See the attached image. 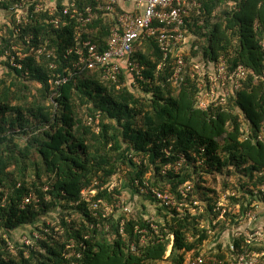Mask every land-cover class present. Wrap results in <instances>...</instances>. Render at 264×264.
Returning a JSON list of instances; mask_svg holds the SVG:
<instances>
[{
  "label": "trees",
  "instance_id": "trees-1",
  "mask_svg": "<svg viewBox=\"0 0 264 264\" xmlns=\"http://www.w3.org/2000/svg\"><path fill=\"white\" fill-rule=\"evenodd\" d=\"M201 1L186 25L191 43L179 83L169 80L177 68L175 52L159 69L164 55L155 39L143 40L135 52L145 66L137 89L123 85L125 74L119 86L100 69L74 70L77 57L66 55L70 48L91 41L105 50L117 25L107 13L96 11L80 29L65 17L67 25L56 28L43 12L20 25L18 36L13 26L0 36V57L12 43L27 53L22 69L2 62L7 69L0 78V264H186L200 255L228 264L247 249L244 236L232 239L226 251L219 245L209 252L204 244L222 223L221 195L209 178L235 177V190L244 193L230 198L245 201L239 214L223 216L228 225L252 208L253 194L264 184V142L257 140L264 129V0ZM14 2L0 6L9 10ZM76 2L79 8L95 5ZM26 37H33L30 44ZM43 46L57 58L38 61L30 50ZM221 58L230 73L243 66L247 75L226 104L200 110L193 61L217 65ZM54 75L68 81L50 83ZM119 173L124 185L112 187ZM145 184L176 203L159 206L157 230L145 212L126 214L117 207V196L127 192L159 203L142 192ZM84 190L96 193L86 200ZM104 203L114 213L106 214ZM17 230L23 236L38 233L33 248L15 239Z\"/></svg>",
  "mask_w": 264,
  "mask_h": 264
},
{
  "label": "built area",
  "instance_id": "built-area-1",
  "mask_svg": "<svg viewBox=\"0 0 264 264\" xmlns=\"http://www.w3.org/2000/svg\"><path fill=\"white\" fill-rule=\"evenodd\" d=\"M3 0H0L2 2ZM58 1V2H57ZM77 0H15L10 9L7 10L9 14H12V19L7 23L8 28L1 32L4 36L7 34L10 27H14L15 35L18 36L21 33L20 25H27L31 20L35 18L37 14L43 12H49V16L52 17L50 23L56 28L60 26H66L67 20H63L62 17L67 18L69 21L73 20L77 23L80 29L88 27L96 14V11L101 13H107L112 16H116L117 25L112 29L111 35L107 42L105 50H100L99 47L91 41L79 43L77 46L67 50L66 55L75 54L77 60L73 64V69L77 72H85L89 70L100 69L103 73V78L107 81H111L115 84H119L121 76L125 74L129 76L125 79L123 85H129L133 90L139 87V82L144 81L143 72L145 66L139 61L134 59L137 47L143 40H156L161 52L164 55V64L159 66L161 69L165 66V61L169 58L170 54L175 52L176 56V70L172 77L169 79L171 82L179 83L183 80L184 68L186 66L185 52L190 46V35L187 31L186 25L190 17L191 10L199 11L202 8L201 0H93L95 5H89L84 8L77 6ZM121 1L135 3L138 7L141 4H145L144 10L141 14L134 12L121 10V13L117 12V7ZM61 3L62 10L58 9V5ZM58 4V5H57ZM57 13H61L60 16H55ZM33 37H26L25 41L30 44ZM264 50V43L260 44ZM35 54L38 61L43 58L47 60L56 59V52L53 49H48L47 46L40 48H31L30 50ZM27 53L24 48L17 43H12L5 50L4 54L0 57V62H8L12 68L22 69L23 61ZM65 58H67L65 56ZM196 73L192 74V77L197 79L198 94H197V107L200 110L207 111L212 104L224 105L226 102L234 96L236 92L241 89L242 80L247 75V72L243 66H239L233 72H229L226 61L221 58L219 64L214 63L205 64L200 60L193 61ZM264 64V61H263ZM51 69H56V63H50ZM69 76L73 75L72 69L66 70ZM264 81V72L262 76ZM68 81L67 77H61L60 75H54L50 79V83L61 85ZM119 86H121L119 84ZM264 129L257 137V140L264 142ZM182 161L175 167L179 169ZM142 188V192L145 194H151L159 203L161 207H171L176 205L173 199L168 195L158 191L155 188H149L148 184ZM113 189V188H112ZM95 194L96 192L91 190H84L82 192L83 197L88 200L89 194ZM237 198L238 194L235 192L231 194H225L218 204L217 211L221 212V217L232 212V208H228L229 198ZM117 207L126 214L134 213L132 208L126 204V200L123 196H117ZM32 200V197H28L22 203V207L25 208ZM252 208L243 213L242 217H246L248 224L246 231L241 236H244L245 247L244 251L238 256L234 257V261L228 264H258L261 259H264V251L259 252L251 247H264V234L260 230L251 228L253 221L257 219V216L261 212H264V184H262L257 190H255L252 197ZM102 203V202H101ZM197 206L198 203H195ZM245 207L248 203L244 204ZM98 205L95 204V207ZM105 213H114V206L104 203ZM239 210L242 208V204L239 205ZM151 228L157 230L158 227L154 223L156 218L151 215H144ZM143 234L147 233L146 230L141 231ZM39 238L38 233H34L32 236H25L23 242L25 245L33 248L34 241ZM145 236L143 237L144 241ZM186 264H226L217 256H195L188 257Z\"/></svg>",
  "mask_w": 264,
  "mask_h": 264
},
{
  "label": "rangeland",
  "instance_id": "rangeland-1",
  "mask_svg": "<svg viewBox=\"0 0 264 264\" xmlns=\"http://www.w3.org/2000/svg\"><path fill=\"white\" fill-rule=\"evenodd\" d=\"M53 1H56V0H53ZM9 2H10V0H9ZM11 19H12V14H9L6 9H3V7L0 6V36H1V32H4V30L6 28H8L7 23H9ZM8 33L9 32H7V34ZM6 69L7 68H5V65L0 62V78L4 76ZM123 178H124V176L120 173H119V175H116L115 179H113V181H112V184H113L112 187L120 186L121 184L124 185L123 184L124 182H122ZM209 181L211 182V185H213L220 192V195H221L220 198H222L225 194H231L233 192H235L239 196H242L241 198H243L244 193L240 192L239 190L238 191L235 190V188H239L238 181L235 177H231L230 179H228L227 176L226 177L225 176H218L216 178L215 177H212L211 179L209 178ZM226 183H228V185H229L228 188L225 187ZM128 193L129 192L124 194V198L126 200V204L130 208H132L133 212H136V213L145 212L146 213L145 215H151V216H154L156 219L157 218L162 219V217L159 216V214H158V208L160 206L158 203L149 202L142 195H131L130 193L129 194ZM243 201H245V200H241L240 202L232 201L229 198L228 208H232L233 211H236L237 214H239V208L238 207H239V205L242 204ZM247 203H248V201H247ZM143 205L145 206L144 211H143ZM246 208H247V206H246ZM220 219L222 220L221 222L223 223V222H225L226 217L220 218ZM222 223H220L216 227V229H217L216 231L210 233L211 234L210 238L208 239L206 244H204L206 251L209 250V252H210V250H211L215 253V252L219 251L218 250L219 245L222 246L221 250L226 251L228 248V245L231 243V240L239 237L240 234H243V232L246 231L245 226H247V224L249 222H248L246 217H242V218H240V220L238 222L234 221V223L232 222L228 225L229 221L227 220L225 222L227 225H226V227H224L225 229H223V230H222ZM251 228L255 229V230H260L264 234V212H261L260 215L257 216V219L255 221H253ZM23 233H24V231L17 230L14 233L15 239L17 241H19L20 239L23 240V238L25 237V236H23ZM27 233L29 234V231ZM170 248H169V250H170Z\"/></svg>",
  "mask_w": 264,
  "mask_h": 264
},
{
  "label": "crops",
  "instance_id": "crops-1",
  "mask_svg": "<svg viewBox=\"0 0 264 264\" xmlns=\"http://www.w3.org/2000/svg\"><path fill=\"white\" fill-rule=\"evenodd\" d=\"M144 7H145V4H141L140 7H138L135 3H131V2L121 1L119 3V8L121 10L134 12L136 14H141L144 10ZM227 257H229V256H227Z\"/></svg>",
  "mask_w": 264,
  "mask_h": 264
}]
</instances>
